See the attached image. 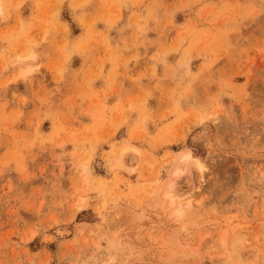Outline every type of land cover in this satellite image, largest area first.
Instances as JSON below:
<instances>
[{
	"label": "rangeland",
	"instance_id": "rangeland-1",
	"mask_svg": "<svg viewBox=\"0 0 264 264\" xmlns=\"http://www.w3.org/2000/svg\"><path fill=\"white\" fill-rule=\"evenodd\" d=\"M222 231L264 264V0H0V264H223Z\"/></svg>",
	"mask_w": 264,
	"mask_h": 264
},
{
	"label": "bare ground",
	"instance_id": "bare-ground-1",
	"mask_svg": "<svg viewBox=\"0 0 264 264\" xmlns=\"http://www.w3.org/2000/svg\"><path fill=\"white\" fill-rule=\"evenodd\" d=\"M26 72H29V70L28 71H25L23 73V75L26 74ZM21 75H22V73L20 74V76ZM127 152H129V151L127 150ZM126 156L128 157V155L126 154V151L125 150H123V152L121 151L119 153V157L120 158L126 157ZM121 160L123 162V159H121ZM116 161H118V160H116ZM180 161L185 165V167L186 166H189V165L190 166L192 165V166H194L198 170L201 169V164L199 163V161L196 158H194V156L192 155L191 152H188L187 151V152L181 153V155H180ZM171 186H170V189H172ZM166 196L169 197L170 203L173 204V205H174V201H173L174 198H178V199L179 198H182V195H178L176 192L174 194L173 192H170V191L167 193ZM184 201H185L184 203L183 202H177L176 203V206H175V209H174L175 211H174V214H173L176 217L177 216H180L181 217V216L185 215L187 213V211L189 210L190 201H188V200L187 201L184 200ZM224 230H228V229H224ZM56 233L59 236H64V235H67L68 234V231H66L65 229L62 230V229L58 228L56 230ZM222 233H223V231H222ZM222 233H220V235H222L220 237V244H221V248H222L221 250H222V252L224 254L223 260H222L223 261V264H251L253 261L252 260H251L252 262L249 261L250 260L249 258H251L252 253H254L256 250L253 249V251L254 250L255 251L252 252V253H249L248 251L247 252L244 251V248L242 247L241 234L239 232L232 231L229 234H227V233H223L222 234ZM175 248H177V247H175ZM177 249H179V248H177ZM176 251L177 250L175 249V252L174 253H176ZM178 251H181V250H178ZM195 251H196V249H195ZM191 253H190V255H191Z\"/></svg>",
	"mask_w": 264,
	"mask_h": 264
}]
</instances>
